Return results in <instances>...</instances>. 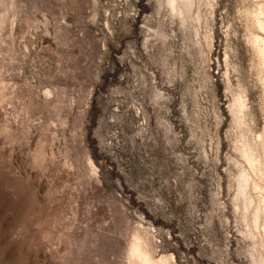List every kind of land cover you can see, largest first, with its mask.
Instances as JSON below:
<instances>
[{
	"label": "rangeland",
	"instance_id": "obj_1",
	"mask_svg": "<svg viewBox=\"0 0 264 264\" xmlns=\"http://www.w3.org/2000/svg\"><path fill=\"white\" fill-rule=\"evenodd\" d=\"M169 1L0 0V264H264V0Z\"/></svg>",
	"mask_w": 264,
	"mask_h": 264
},
{
	"label": "bare ground",
	"instance_id": "obj_2",
	"mask_svg": "<svg viewBox=\"0 0 264 264\" xmlns=\"http://www.w3.org/2000/svg\"><path fill=\"white\" fill-rule=\"evenodd\" d=\"M213 1L214 0H212V2ZM167 4H168V2H167ZM192 4H193V0H170L168 5H171L173 10L184 8V10H182V9H180V10H182V12L187 10L188 14H189V10L191 9ZM180 10H177V11H180ZM187 11H185V12H187ZM181 16H182V13H181ZM247 17H248V22H247L248 25L247 26H248V28L252 29V31H254L252 33V37H250L251 39L249 40L250 41L249 43H250V46L252 47V50L254 51V54H255V58H256V62H257V68H258L260 74H264V3H260L257 7H255V9L253 11H251L247 14ZM197 21H198V19H197ZM261 87H262L263 98H264V82L262 83ZM239 98H238V100L236 99L237 100V102H236L237 107H235V109L237 108L235 116L237 117L236 120H238V121L242 120L241 118L243 116L241 117V115H242L241 113L245 107V102L242 101L243 99H239ZM235 109H234V111H235ZM242 144L243 145H241V148H240L241 152L240 153H242V156L244 157L245 161L247 162L250 170L253 173H255V175H256V173L257 174L259 173L260 175L257 176L258 178H259V176H261V178H263L264 177V138H261L259 140V142H256V143H254V142H252V143L248 142L247 143L244 141ZM242 171H244V170H242ZM255 175H254V177H256ZM247 180H248L247 174L242 173L241 177L239 179V181H240L239 183L241 185V188L244 187ZM255 180L256 179L254 178L253 181H254L255 187H260V186H262L261 184L264 183V181H263V183H261V181L255 182ZM260 180H262V179H260ZM263 203H264V200H263ZM257 204L258 205L256 207V210L252 214L253 215V218H252L253 223L256 226L259 225L258 224L259 221H262V219L260 220V218L263 217V216L261 217V213H262V209H264V205L262 206V201L260 202L258 200ZM263 228H264V225H263ZM139 240H137L135 242V244L132 248V258H133L134 262H136L137 264H167V262L162 259L164 257H162L160 260H155L151 256V254H152V252L150 253L151 250L148 251L146 249V248H148L147 247L148 244H146L147 246H144L145 245V244H143L144 240H141L143 243ZM148 249H150V248H148Z\"/></svg>",
	"mask_w": 264,
	"mask_h": 264
}]
</instances>
